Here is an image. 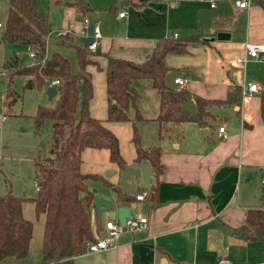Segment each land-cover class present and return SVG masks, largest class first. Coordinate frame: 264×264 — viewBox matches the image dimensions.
<instances>
[{"label":"crops","instance_id":"1","mask_svg":"<svg viewBox=\"0 0 264 264\" xmlns=\"http://www.w3.org/2000/svg\"><path fill=\"white\" fill-rule=\"evenodd\" d=\"M79 1L86 7L78 8L65 1H48L59 7L61 26L56 27V37L52 41L48 40L47 34L46 56L58 50L69 57L72 70L77 71L76 48L57 44L56 41L62 38L57 32L66 29L72 41L80 44L76 42V35L82 38L86 35L82 31L83 17L88 16L92 22L99 23L102 36L86 67L93 84L90 111L104 119L120 136L118 129L128 128L130 125L126 124L129 123L134 127L131 119L137 108L144 117L152 120L149 126L151 135L145 138L144 144H160L161 160L165 165L157 178L154 173L151 178V182L157 184V196L154 200L148 195L136 199L135 195L144 188L140 181L138 189L120 187L124 193L131 194L132 199L120 200L117 192L113 199L118 200V204H133L132 215L146 214L148 225L141 229H124L109 246L65 256L56 263L43 258L46 215L36 212L33 200H25L24 215L33 221L29 251L22 257H2L0 264H215L221 255H227L234 264H264V236L246 238L237 229L246 221L249 207L262 205L264 59L249 58L244 65L234 62L235 56L244 54L246 41L264 45L263 9L252 6L248 10H237L232 0H220L214 7L203 0ZM9 9L10 0H0V22L3 25ZM121 11L125 13L120 15ZM220 31L227 36H219ZM174 32L177 36L173 35ZM165 36L186 42V51L168 52L165 60L170 67L166 73L167 82L190 91V96L182 102L189 112L199 110L196 96L225 99L236 85L245 82L257 81L260 92L242 96L239 105L211 104L208 108L213 117L205 118L203 123L185 120L173 124L160 136L159 124L155 120L160 111V93L152 78L137 77L133 79V85L139 96L136 104L128 108L131 119L108 118L107 55L142 61L153 51L158 39ZM17 41L0 40L1 73L7 72L4 63L9 56L11 62L18 61L12 56L13 44ZM34 61L35 58L31 63ZM178 75L186 77L184 85L175 81ZM29 88L44 92L36 85ZM33 114L30 115L35 126ZM120 122L124 125L119 126ZM146 123L150 122H139L138 127L142 128ZM220 124H225L229 133L227 137H221ZM204 127L208 129L205 134ZM177 129L183 130V134L178 136ZM132 142L133 153L125 157L126 165L140 167L142 162L135 160L133 137ZM9 190H12L10 185L3 193ZM105 214L107 219L108 212ZM104 220L100 219L102 227Z\"/></svg>","mask_w":264,"mask_h":264},{"label":"trees","instance_id":"2","mask_svg":"<svg viewBox=\"0 0 264 264\" xmlns=\"http://www.w3.org/2000/svg\"><path fill=\"white\" fill-rule=\"evenodd\" d=\"M55 3L65 1L66 4L84 8L86 5L79 0H48ZM49 16L41 12L36 0H10V9L4 28L0 30V40H20L33 45L37 49L39 58L46 55ZM57 40V44L72 45L77 50L79 67L77 71L71 68L69 57L58 50H54L44 62L39 60L32 64L17 66L13 72L34 73L36 80L29 78L25 86L45 87L49 79L58 77V96L54 105L38 104L35 113V127L37 130L46 118L53 121L51 146L48 154L35 158V168L41 186L35 196L18 195L12 190L0 194V259L7 255L25 256L33 234V221L23 212V201L33 200L37 213L46 215L43 258L47 261L58 262L65 256L83 252L86 241L94 239L102 228L100 217L97 230L94 232L92 224L93 199L97 196L89 187L87 179L104 176L96 172L81 169L83 160L82 150L86 146L107 147L110 158L125 168L126 159L120 150V141L116 133L101 119L90 111V98L93 94V84L87 64L91 62L93 50L86 44H76L72 36L66 34ZM69 40V41H68ZM186 42L173 36L159 38L153 51L142 61H135L126 57L107 55L106 85L108 94V118L115 120H129L128 108L135 105L139 96L133 79L149 77L160 93V111L155 118L159 124V134L181 124L185 120L205 122V118L213 117L209 107L211 104H241V85H236L225 99L205 98L196 96L199 110L191 113L186 110L182 102L190 96L186 88H177L166 80V73L170 68L165 56L168 52L186 51ZM15 92V93H14ZM11 91L10 102L17 99L16 91ZM262 109L264 113V91L261 92ZM79 112V116L76 114ZM134 126L133 141L136 148L135 160L149 162L153 173L158 177L165 169L161 160L162 146L152 144L146 146L142 134L138 130V123L151 122L142 115L137 108L135 117L131 119ZM180 136L183 130L177 129ZM261 206L249 207L246 221L237 229L246 238L254 239L260 234L264 236V184H262ZM117 197L120 200L132 199L131 194L124 193L119 185L114 184ZM148 196L154 200L157 196V184L151 182ZM95 209V208H94Z\"/></svg>","mask_w":264,"mask_h":264},{"label":"rangeland","instance_id":"3","mask_svg":"<svg viewBox=\"0 0 264 264\" xmlns=\"http://www.w3.org/2000/svg\"><path fill=\"white\" fill-rule=\"evenodd\" d=\"M36 4L41 12L48 13V26L50 29L48 40L52 41L56 37V27L61 26L59 20L60 9L48 0H36ZM67 32L65 29L60 33V36H67ZM78 41L80 44L83 43L82 37L76 35V42ZM13 45L12 56L16 57L18 61L11 62L12 57L8 55L9 57L4 63L7 72H0V194L6 191L8 185H10L13 192L18 193V195L35 196L37 190L34 181L39 177L34 161L36 157L49 153L53 123L50 118H46L37 130L30 114L35 113L38 103L54 105L58 93L49 98L46 87H43L44 92H42L25 86L26 79L33 78L36 80V75L34 73L25 74L13 71L22 64H32L33 57L30 56L29 45L25 42L19 40ZM12 65L14 66L11 67ZM12 90H16L21 94H17V99L10 102V91ZM5 104L6 106H4ZM76 116H79V112ZM123 123L120 122L119 126L124 125ZM126 125L130 126L118 129L121 136L117 133L116 135L120 141L122 155L129 157L133 153L132 135L134 127L130 123ZM139 127L138 130L142 134L144 142L146 135H151V131L148 129L146 134L144 125L142 127L144 133L142 128ZM82 157V170L96 172L106 178V181L94 177L87 179L89 187L95 191L96 195L114 200L113 195L116 194L114 184L130 190L140 187L138 181L143 182L142 172H131L129 175H125L124 168L110 158L108 148L84 147ZM130 192H133V190ZM99 217L104 220L107 217L105 211H102ZM99 217L96 212L92 211V223L95 231L97 230Z\"/></svg>","mask_w":264,"mask_h":264},{"label":"built area","instance_id":"4","mask_svg":"<svg viewBox=\"0 0 264 264\" xmlns=\"http://www.w3.org/2000/svg\"><path fill=\"white\" fill-rule=\"evenodd\" d=\"M210 4V6L214 7L218 4L220 0H203ZM233 5L237 10H248L252 6H259L264 11V0H232ZM125 12L121 11L119 14L123 15ZM4 28L2 22H0V30ZM82 31L86 33L87 36L91 37V42H89L87 47L91 50H94L99 40L102 36L101 27L98 22H92L88 16L83 17V27ZM90 29V31H89ZM64 29H59L58 34H60ZM174 36H177V32L173 33ZM29 54L33 58H35L34 62H44L46 59V55L39 58L37 53V49L33 45H29ZM249 58H256V59H264V45L257 41H246V48L243 55H237L234 57V62L237 64H245V62ZM175 81L178 82L180 85H184L186 83V77L182 75H178L175 77ZM60 82V78L55 77L49 79L45 85L47 87L50 84L57 85ZM241 88L242 96L247 94H252L256 92H260L261 87L257 81H250L248 83H243ZM219 131L221 137H227L229 135L228 130L225 124L219 125ZM260 181L264 184V164L260 167ZM35 188L38 190L40 189L41 182L40 179L37 178L34 181ZM148 195L147 187H144L140 192L135 195L136 199H144ZM149 218L146 214L139 213L138 215L134 216H127L125 223H122L117 217L113 218L108 216L107 219L104 220L103 227L96 233L94 239H89L86 241V249L85 250H99L101 248H105L112 244L113 240L118 237V235L124 230H135L141 229L148 225ZM193 264H198L197 262H193ZM215 264H234L232 260L227 255H221L216 259Z\"/></svg>","mask_w":264,"mask_h":264},{"label":"water","instance_id":"5","mask_svg":"<svg viewBox=\"0 0 264 264\" xmlns=\"http://www.w3.org/2000/svg\"><path fill=\"white\" fill-rule=\"evenodd\" d=\"M219 36H227V34L223 31H220ZM82 41L85 44H88L91 42V37L85 35L82 38ZM58 92V87L55 84H50L46 87V93L48 94L49 98H52L54 95H56ZM150 123H146L144 125V132L147 134L148 129L150 126ZM208 131L207 127H204L203 133L205 134ZM149 137V134L146 135V139ZM140 170L142 171L143 175V182L142 184L144 187L149 188L151 186V178L153 175V168L150 165L149 162L145 161L141 164L140 167H136L134 165H128L124 168L125 175H129L131 172L139 173ZM95 212L98 216H101L102 211H107L108 215L113 218H118L122 223H125L126 217L132 215V206L127 204H118V200H112L109 198H106L102 195H97L92 202Z\"/></svg>","mask_w":264,"mask_h":264}]
</instances>
